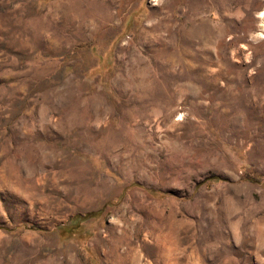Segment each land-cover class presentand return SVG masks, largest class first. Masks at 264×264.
Instances as JSON below:
<instances>
[{"label":"rangeland","instance_id":"374dc122","mask_svg":"<svg viewBox=\"0 0 264 264\" xmlns=\"http://www.w3.org/2000/svg\"><path fill=\"white\" fill-rule=\"evenodd\" d=\"M74 1L0 0V264H264V0Z\"/></svg>","mask_w":264,"mask_h":264},{"label":"bare ground","instance_id":"6f19581e","mask_svg":"<svg viewBox=\"0 0 264 264\" xmlns=\"http://www.w3.org/2000/svg\"><path fill=\"white\" fill-rule=\"evenodd\" d=\"M87 1H83V0H75L73 3V6L71 7L73 10H75L77 13H80L82 15L78 16L77 19H80L79 21V26H78V33L84 37L87 33V30H90L91 32L100 24H104L107 22H111V23H115L116 21H118V12L117 11H113L114 5L115 3L112 0H97V1H93V2H87ZM85 3V4H84ZM155 6V5H154ZM70 8V7H69ZM74 12V11H73ZM71 14V13H70ZM75 15V14H74ZM260 16V15H259ZM261 21L264 22V12L261 14ZM82 18V19H81ZM91 19V23H92V27L87 25V20L86 19ZM75 23V22H73ZM90 23V25H91ZM159 27L167 28V25H164L163 23H160L156 26V29H158ZM164 28V29H166ZM151 29V28H150ZM153 29V28H152ZM151 29V31H152ZM149 31V30H148ZM201 32V30H198ZM204 32V31H203ZM75 34V33H74ZM201 34V33H200ZM204 36V35H203ZM261 37V36H260ZM188 38V36H187ZM190 38V37H189ZM194 38V37H193ZM162 39V38H161ZM189 40V39H188ZM171 50V49H170ZM190 50V49H189ZM188 50V52H189ZM124 51H126V49H124ZM164 51V50H163ZM191 51V50H190ZM167 54V58H168V62L165 64L166 66H174L176 63H181V57L182 54L181 53H174V52H170L169 48H166L164 51ZM192 52V51H191ZM161 53V52H160ZM129 54V53H128ZM189 55V53H187ZM156 55V54H155ZM162 55V54H161ZM158 55V56H161ZM164 55V54H163ZM128 56V55H127ZM132 60L131 61V65L132 68L136 71L137 70V74H142V73H148L150 71V67L149 65L144 62L142 59L139 58V56L135 53H131L130 54ZM195 56V55H193ZM164 56H162L163 58ZM191 57V56H190ZM188 57V58H190ZM130 58V59H131ZM185 58V57H184ZM193 59V58H192ZM195 59V58H194ZM193 59V60H194ZM121 60V59H120ZM129 61V60H128ZM166 61V60H165ZM186 61V60H185ZM184 61V62H185ZM190 61V60H189ZM188 61V62H189ZM120 63V61H119ZM127 64V63H125ZM183 64V63H182ZM121 66L123 67V62L121 61ZM127 66V65H126ZM151 66V65H150ZM180 66V65H179ZM189 66V65H188ZM165 67V66H164ZM126 68V67H125ZM128 68V67H127ZM168 68V67H167ZM183 68V67H182ZM120 70H123L120 69ZM172 70V69H171ZM136 73V72H135ZM144 74V76H145ZM135 75V74H134ZM142 78V77H141ZM124 82V81H121ZM126 83V81H125ZM123 84V83H122ZM120 84V85H122ZM128 84H126L127 86ZM125 86V85H124ZM131 86V84H130ZM122 87V86H121ZM125 89V87H124ZM104 141V140H103ZM113 141V140H112ZM107 145V144H106ZM101 147V146H100ZM88 194V193H87Z\"/></svg>","mask_w":264,"mask_h":264}]
</instances>
